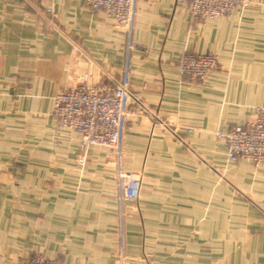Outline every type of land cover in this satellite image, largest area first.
<instances>
[{"label": "crops", "instance_id": "1", "mask_svg": "<svg viewBox=\"0 0 264 264\" xmlns=\"http://www.w3.org/2000/svg\"><path fill=\"white\" fill-rule=\"evenodd\" d=\"M250 1L200 21L179 0H138L128 53L87 0H0V264H110L120 250L136 264H264V165L230 161L215 134L264 106V0ZM185 52L216 55L218 70L193 79ZM127 62L118 163L56 127L53 97L80 78L115 83ZM119 168L143 176L123 230Z\"/></svg>", "mask_w": 264, "mask_h": 264}, {"label": "built area", "instance_id": "2", "mask_svg": "<svg viewBox=\"0 0 264 264\" xmlns=\"http://www.w3.org/2000/svg\"><path fill=\"white\" fill-rule=\"evenodd\" d=\"M94 9L114 17L116 25L127 33V52L134 47L132 32L137 14L138 0H87ZM188 6L190 13L200 21L229 17L235 11H244L250 0H179ZM54 16L55 9L47 8ZM218 57L211 53L185 52L179 59L180 71L192 78L204 80L217 67ZM129 64L122 78L115 83H91L80 78L76 83L56 93L53 97V115L58 129L78 131L83 148L97 146L106 149L120 163L123 156V137L128 103ZM216 136L227 149L229 160L244 159L264 165V107H258L249 121L229 130H219ZM142 173L118 170V199L121 228L124 226V208L128 201L139 199ZM23 264H65L58 259L33 253ZM78 264V263H74ZM110 264H136L135 260L120 250Z\"/></svg>", "mask_w": 264, "mask_h": 264}, {"label": "rangeland", "instance_id": "3", "mask_svg": "<svg viewBox=\"0 0 264 264\" xmlns=\"http://www.w3.org/2000/svg\"><path fill=\"white\" fill-rule=\"evenodd\" d=\"M218 66H219V62H218V64H217V67L213 70V72H215V71L218 70ZM213 72H212V73H213ZM193 79H195V80H200V81H204L206 78H205L204 80L196 79V78H193ZM139 104L141 105V103H139ZM141 106H142V105H141ZM258 107H264V106H258ZM258 107H257V108H258ZM257 108H256V109H257ZM256 109H255V111H256ZM255 111H254V112H255ZM253 114H254V113H253ZM251 119H252V118H251ZM249 120H250V119H249ZM249 120H248V121H249ZM159 122H160V123H162V122H163V123H166V124H164L166 127H169V128H170V126H171V125L169 124L168 121L165 122V121H162V120L159 119ZM217 131H219V130H217ZM217 131H216V132H217ZM216 132H215V134H216ZM105 151H106V149H105ZM106 152H107V151H106ZM107 154L109 155L108 152H107ZM227 157H228V156H227ZM228 159H229V158H228ZM109 160H111V159H109ZM230 161H232V160H230ZM77 162H78L79 164H83V163L85 162L84 157H78V158H77ZM137 172H140V171H137ZM5 179H6V177H5ZM46 182H47V181H46ZM42 194H43V193L40 192L38 195H42ZM118 196H119V195L117 194V197H116L115 199L118 200V204H119ZM41 213H42V212H41ZM39 218H42V215H40ZM35 253H36V252H35ZM75 263H77V262H75ZM73 264H74V263H73Z\"/></svg>", "mask_w": 264, "mask_h": 264}]
</instances>
